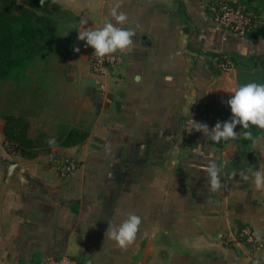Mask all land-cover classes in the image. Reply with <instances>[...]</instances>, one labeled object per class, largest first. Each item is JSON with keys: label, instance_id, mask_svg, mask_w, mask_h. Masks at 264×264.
Listing matches in <instances>:
<instances>
[{"label": "crops", "instance_id": "obj_1", "mask_svg": "<svg viewBox=\"0 0 264 264\" xmlns=\"http://www.w3.org/2000/svg\"><path fill=\"white\" fill-rule=\"evenodd\" d=\"M53 1L77 20L72 50L53 82L37 65L39 80L23 81L27 91L14 85L6 115L25 118L32 140L72 129L87 138L26 159L7 151L0 113V264L61 256L77 264H248L238 238L243 225L262 233L255 257L264 259V189L248 171L264 172V130L237 125L236 139L214 142L185 129L190 117L210 129L230 120L227 101L236 89L264 84V0H229L260 12L244 37L213 19L211 0ZM117 4L127 16L117 26L136 35L131 48L117 51L123 66L101 89L78 31L116 24ZM216 53L229 55L233 70L220 71ZM63 158L78 160L79 169L61 176ZM210 158L220 169L217 192L203 170ZM130 214L142 223L134 244L121 249L105 234L109 222Z\"/></svg>", "mask_w": 264, "mask_h": 264}, {"label": "trees", "instance_id": "obj_2", "mask_svg": "<svg viewBox=\"0 0 264 264\" xmlns=\"http://www.w3.org/2000/svg\"><path fill=\"white\" fill-rule=\"evenodd\" d=\"M241 5L251 9L255 18L259 19L258 10L244 3ZM66 15L72 14L63 10L53 0H44L42 7L40 0H0V81H24V74L27 75L36 63L35 57L55 41L60 19ZM217 55L214 54L212 58ZM2 119L5 121V147L6 143H9L18 149L19 156L26 159L35 158L49 150L47 141L50 137L40 135L35 140L27 137L28 123L25 118L3 115ZM86 138L85 131L72 129L66 135L55 137V140L61 142V146H71ZM244 226L257 231L250 225ZM259 234L263 239L260 231Z\"/></svg>", "mask_w": 264, "mask_h": 264}, {"label": "clouds", "instance_id": "obj_3", "mask_svg": "<svg viewBox=\"0 0 264 264\" xmlns=\"http://www.w3.org/2000/svg\"><path fill=\"white\" fill-rule=\"evenodd\" d=\"M41 7L44 4V0H40ZM120 5L117 4L111 11V15L115 18L116 24L112 22L106 23L102 28H87L84 27L78 31V39L86 41V46L94 49V55L97 57H106L116 53L117 51H124L131 48L134 44L133 37L136 35L132 29H124L118 27L117 24H124L127 22V16L122 12H119ZM81 25H85V21L80 22ZM79 52V48L75 49ZM228 106L231 109L232 117L225 122H217L215 127L209 128V126L202 122H197L190 117L187 121L185 129L191 133L193 130L203 133L205 137L210 138L214 142H220L221 140L227 141L230 139H236L238 133L235 131L237 125H240L242 129H249L250 126H255L261 130H264V84H258L255 82L247 83L239 86L231 98L227 101ZM243 136L247 140H251L253 145L256 141L253 138L251 131H244ZM49 146L56 144L55 138H51L47 141ZM208 176L209 190L212 192L219 191L223 185L220 180V169L213 159H209V162L203 169ZM254 177V184L259 191L264 189V172L260 170L252 171L248 169ZM236 172L232 173L235 176ZM241 178L248 180L249 176L245 173H240ZM141 218L135 214H130L126 220L119 225H115L111 222L108 223L106 236L114 241L116 245L121 249H127L134 244L137 238V234L140 230ZM257 238H259V231L257 230Z\"/></svg>", "mask_w": 264, "mask_h": 264}, {"label": "built area", "instance_id": "obj_4", "mask_svg": "<svg viewBox=\"0 0 264 264\" xmlns=\"http://www.w3.org/2000/svg\"><path fill=\"white\" fill-rule=\"evenodd\" d=\"M208 11L213 19L223 28L233 32L234 34L244 37L250 30L256 26V18L251 9L235 5L229 0H211L208 5ZM215 66L223 72L233 70V62L229 55L220 53L213 57ZM124 58L118 52L106 56L97 57L94 55V49L90 47L87 57V66L89 71L97 78L98 87L102 89V82L106 78L117 77L119 70L123 66ZM7 151L16 154L18 150L16 147L6 143ZM80 167L78 160L69 158L63 159L57 165L59 174L63 177L77 171ZM239 241H241L248 251V258L250 264H264V259H258L255 254L261 250L263 246V239L259 234L257 238V231L249 227H242L238 234ZM37 264H77V262L67 256L57 258H45Z\"/></svg>", "mask_w": 264, "mask_h": 264}, {"label": "rangeland", "instance_id": "obj_5", "mask_svg": "<svg viewBox=\"0 0 264 264\" xmlns=\"http://www.w3.org/2000/svg\"><path fill=\"white\" fill-rule=\"evenodd\" d=\"M257 20V19H256ZM76 18L73 15H66L60 19V25L59 30L57 33V37L55 41L49 45V47L41 54L38 55V57H35L34 62L35 65L30 68V71L27 72L28 75L24 74V78L32 79L33 81H38L39 78L37 75V71H35V68L37 65L39 66H45L47 69V72L45 74V78L49 81L55 80L56 73L55 72V66L62 65L69 55L70 51L72 50L73 44L75 42V36H76ZM259 19L256 21V25L259 24ZM29 67V66H28ZM29 69V68H28ZM49 69V70H48ZM26 73V71H25ZM66 71H63L62 74H65ZM25 81V80H24ZM17 87H15V86ZM15 87L18 93H23L27 91L28 89L25 88V85L23 84V81L20 83H14L11 82L8 84V82L0 81V113L1 115H6V113L9 111V104H11V95H13V88ZM37 86L34 85V88ZM33 88V87H32ZM31 88V89H32ZM31 94L37 95V89H34L31 91ZM63 159H69V158H63Z\"/></svg>", "mask_w": 264, "mask_h": 264}]
</instances>
